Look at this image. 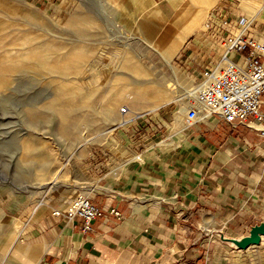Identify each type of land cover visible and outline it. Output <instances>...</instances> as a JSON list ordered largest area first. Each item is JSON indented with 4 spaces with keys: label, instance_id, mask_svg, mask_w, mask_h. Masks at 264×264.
I'll return each instance as SVG.
<instances>
[{
    "label": "crops",
    "instance_id": "crops-1",
    "mask_svg": "<svg viewBox=\"0 0 264 264\" xmlns=\"http://www.w3.org/2000/svg\"><path fill=\"white\" fill-rule=\"evenodd\" d=\"M191 1L149 0L145 11L159 13L152 41L165 37L162 51L174 60L173 95L128 116L112 129L110 143L73 165L67 197L57 195L27 223L13 252L18 264H218L219 232L239 237L264 220V141L257 125H231L203 107L192 123L185 121L188 92L205 70L226 63L224 41L236 20L244 15V34L264 38V1L244 0L232 9L226 0L203 24L215 0L197 8ZM181 11L185 19L177 21ZM220 18L230 23L219 25ZM165 21L172 26L163 28ZM240 55L227 54L234 61ZM261 100L264 111V94ZM79 193L103 211L88 231L80 218L52 213Z\"/></svg>",
    "mask_w": 264,
    "mask_h": 264
},
{
    "label": "rangeland",
    "instance_id": "rangeland-1",
    "mask_svg": "<svg viewBox=\"0 0 264 264\" xmlns=\"http://www.w3.org/2000/svg\"><path fill=\"white\" fill-rule=\"evenodd\" d=\"M224 1H213L201 23ZM241 1L227 0L228 8ZM150 4L0 0V264H18L13 252L29 220L57 195L67 197L73 165L111 142L112 129L123 124L119 116L173 95L174 74L132 28ZM189 4L197 8L202 0ZM170 26L165 21L163 28ZM117 87L125 99L109 117L106 104ZM222 243L218 264H264V241L245 250Z\"/></svg>",
    "mask_w": 264,
    "mask_h": 264
},
{
    "label": "built area",
    "instance_id": "built-area-1",
    "mask_svg": "<svg viewBox=\"0 0 264 264\" xmlns=\"http://www.w3.org/2000/svg\"><path fill=\"white\" fill-rule=\"evenodd\" d=\"M249 20L240 16L236 28L224 41L226 63L222 67H213L203 73V79L196 86L198 104H191L185 121L192 123L198 114V108H206L231 124L253 121L257 132L264 141V111L261 108L264 94V38L254 39L244 34ZM219 25H228L227 19H219ZM240 53L241 61L230 60L228 53ZM202 105V106H200ZM114 213L117 211L113 210ZM56 216L80 218L84 231L91 229L93 219L103 211L90 199L79 195L62 210H52Z\"/></svg>",
    "mask_w": 264,
    "mask_h": 264
},
{
    "label": "bare ground",
    "instance_id": "bare-ground-1",
    "mask_svg": "<svg viewBox=\"0 0 264 264\" xmlns=\"http://www.w3.org/2000/svg\"><path fill=\"white\" fill-rule=\"evenodd\" d=\"M209 7L210 6H208V8ZM184 15H185V12L181 11L179 13V15L177 16L176 20L181 21L182 19H185ZM159 20H160V17H159L158 11L153 10V11L144 12L140 17L138 16V17L134 18L131 23H134V25L132 27L133 31L138 33L139 35H142L145 42L150 43V44L153 43L152 46L154 47V49L157 52H160V54H163L162 56L164 58L165 63L168 65V67L171 69V71H174V68H173L172 63H171L170 53L168 51H164L165 53H163V51H162V49H164L163 44L165 43V41L163 39L165 37L160 36L159 38H156V40L152 41L154 39L153 34L158 30V27L161 25ZM64 56L65 55L63 52L58 54L59 58H64ZM114 90H115V88H113V90L111 91V95L109 96V98H111V100L109 102H107V104H106L107 105L106 108L108 109L109 117H112L113 114H116L114 111L115 106L117 104H119V102L121 100L125 99V95H124L123 90L118 89V87L116 88V91H114ZM187 95L189 97V101L191 102V104H198L199 103L197 93L194 89L189 91ZM131 103L133 104L134 102L131 101ZM134 105L137 106L139 104L134 103ZM200 106H202V105H200ZM137 108H139V107L137 106ZM119 110H121V109H119ZM131 110H132L131 108H128L125 115H127V113H129V111H131ZM122 116H124L123 113H122ZM119 117H120L119 121L121 123L126 121L125 118H123V117L121 118V116H119ZM263 241H264V237L262 238L260 243H263Z\"/></svg>",
    "mask_w": 264,
    "mask_h": 264
},
{
    "label": "water",
    "instance_id": "water-1",
    "mask_svg": "<svg viewBox=\"0 0 264 264\" xmlns=\"http://www.w3.org/2000/svg\"><path fill=\"white\" fill-rule=\"evenodd\" d=\"M220 239L229 243L234 248L245 250L251 246L259 245L264 237V220H260L250 226L248 233L240 237H229L224 233H218Z\"/></svg>",
    "mask_w": 264,
    "mask_h": 264
}]
</instances>
